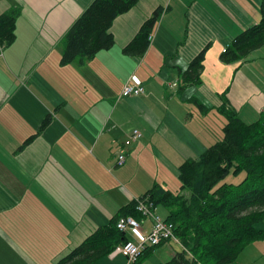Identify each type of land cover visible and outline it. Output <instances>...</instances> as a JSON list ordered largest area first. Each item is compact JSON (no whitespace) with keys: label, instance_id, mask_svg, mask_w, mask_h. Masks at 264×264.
<instances>
[{"label":"crops","instance_id":"obj_1","mask_svg":"<svg viewBox=\"0 0 264 264\" xmlns=\"http://www.w3.org/2000/svg\"><path fill=\"white\" fill-rule=\"evenodd\" d=\"M92 1L0 0V15L19 12L0 52V264H55L153 185L176 194L178 167L222 138L220 107L247 124L264 108V47L221 60L260 21L261 0H137L112 22L109 49L62 65L63 37ZM156 10L144 55H126ZM204 49L200 81L187 84L182 74ZM132 74L145 93L120 98ZM134 129L140 139L124 146ZM262 241L235 264L256 262ZM167 243L151 253L180 252Z\"/></svg>","mask_w":264,"mask_h":264},{"label":"trees","instance_id":"obj_2","mask_svg":"<svg viewBox=\"0 0 264 264\" xmlns=\"http://www.w3.org/2000/svg\"><path fill=\"white\" fill-rule=\"evenodd\" d=\"M137 0H93L74 21L63 37L60 64H83L98 52L113 45L110 27L114 19L134 7ZM260 21L235 37L221 60L231 63L264 47V0ZM161 10H156L123 49L129 56L141 57L147 38ZM17 9L0 15V52L14 42ZM205 49L182 74L187 84L196 85L203 70ZM225 118L220 140L210 145L197 159L178 167V192L171 193L159 184L138 198L154 209L167 210L166 221L182 250L165 264H235L239 253L249 244L261 241L264 232L258 227L264 221V108L251 123H244L231 109L220 107ZM50 121L47 116L40 125ZM243 176L240 183H227L229 176ZM234 183V182H233ZM136 201L120 210L108 225L96 229L80 245L55 264H96L107 258L114 248L128 240L116 228L121 216L137 219ZM146 248L137 261L153 250Z\"/></svg>","mask_w":264,"mask_h":264},{"label":"built area","instance_id":"obj_3","mask_svg":"<svg viewBox=\"0 0 264 264\" xmlns=\"http://www.w3.org/2000/svg\"><path fill=\"white\" fill-rule=\"evenodd\" d=\"M151 37H149V40ZM226 49L222 50L225 53ZM174 86V85H173ZM145 93L142 81L132 74L124 82L120 91V98L137 97ZM141 137V133L134 129L132 130L129 138L124 142V146L137 142ZM124 162V153L122 149L117 154V165L120 166ZM136 201V211L140 214L141 218L136 219L132 216H121L116 221V228L120 232L126 234L128 240L121 245H118L108 255V259L113 260L117 256L125 258V264H135L138 256L146 248L156 247L162 243L169 241L177 242L179 240L174 234V226L172 223L160 218L155 214V209L147 202L138 199ZM145 220H150V227L147 232L143 229Z\"/></svg>","mask_w":264,"mask_h":264},{"label":"rangeland","instance_id":"obj_4","mask_svg":"<svg viewBox=\"0 0 264 264\" xmlns=\"http://www.w3.org/2000/svg\"><path fill=\"white\" fill-rule=\"evenodd\" d=\"M242 180H243V176L240 174L236 177L229 176L226 178L225 181L227 183L235 184V183H240ZM155 214H157L162 219H165L167 216L166 209L161 205H157ZM262 242L264 243V241ZM167 245L173 247L178 252L181 251V244L179 245L177 242L169 241ZM255 246L258 247L253 248L252 255L253 254L257 255L258 260L253 264H264V244L262 245L260 243H257ZM170 258L171 255L169 253L168 247L166 246L165 248H160V249L156 248L155 251L153 253H150L146 258L143 259V261H137L135 264H165V262L169 261ZM123 263L125 264V258H123L122 256H118L113 261H108L107 258H103L99 260L96 264H123Z\"/></svg>","mask_w":264,"mask_h":264}]
</instances>
